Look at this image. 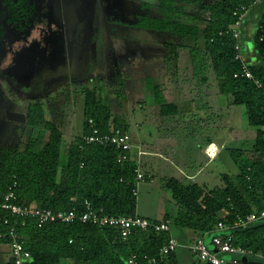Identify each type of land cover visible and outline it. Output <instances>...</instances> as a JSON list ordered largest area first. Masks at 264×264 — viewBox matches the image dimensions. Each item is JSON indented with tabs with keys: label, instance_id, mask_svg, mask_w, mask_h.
Segmentation results:
<instances>
[{
	"label": "trees",
	"instance_id": "trees-1",
	"mask_svg": "<svg viewBox=\"0 0 264 264\" xmlns=\"http://www.w3.org/2000/svg\"><path fill=\"white\" fill-rule=\"evenodd\" d=\"M255 1L217 0L214 4L200 5L201 11L207 15L202 30L195 24L180 20L191 0H159L155 5L143 3L141 8L148 14L139 17L135 26L196 41L203 39V49L196 47L191 50L194 78L206 76L210 70L219 84L220 93L228 96L230 106L244 107L250 127L257 130L250 152L227 150L239 171L236 183L229 176H224L223 187L206 191L197 185L185 186L175 179L166 180L177 214L174 218L166 216L164 221L194 232L198 239L206 241L205 238L209 237L206 241L209 245L213 237L233 235L234 246L264 256V222L243 230L216 231L220 223L231 227L238 218L264 211V42H260L264 15L252 41L254 62L246 57L242 38L240 40L244 63L254 80L234 77L242 74L243 66L236 59L238 42L230 32L237 21L234 11ZM167 49L177 50L174 46ZM153 94L162 117L177 115V107L165 103L160 88L154 87ZM80 95L83 97L84 132L81 138L68 146L59 127L47 119L43 100L29 104L24 126L31 131L27 133L26 143L0 148V204L8 187L16 183L19 205L54 212L77 210L82 214L84 203L88 201L94 210H102L108 216H137L135 161L120 165V152L115 147L82 143L83 136L89 134L91 120L103 131L110 126L121 128L126 133L127 129L112 117L105 99L96 91L85 89ZM0 216L7 218L2 211ZM11 225L16 226V232L30 253L27 264H62L64 261L72 264H128L133 255L139 260L144 257L160 260V250L170 239L167 233L136 230L123 241L112 228L78 221L46 226L28 221L22 226L20 222L11 220ZM7 228L0 223V232ZM220 256L226 260L231 258L227 254ZM164 264H178L175 253L166 257ZM240 264H264V259L248 257Z\"/></svg>",
	"mask_w": 264,
	"mask_h": 264
},
{
	"label": "crops",
	"instance_id": "crops-1",
	"mask_svg": "<svg viewBox=\"0 0 264 264\" xmlns=\"http://www.w3.org/2000/svg\"><path fill=\"white\" fill-rule=\"evenodd\" d=\"M263 15L264 4L257 6L246 16L242 28L243 44L254 40L257 26ZM136 22L137 20H117L113 22L111 25L113 29L110 30L112 33H110L111 39H107L109 45L106 47L111 52V55L119 59L122 58L121 56L126 50L125 57L130 56L127 61V73L122 72V70L113 69L109 80H107L102 70L103 66H101L99 69L96 67L89 69L90 73L94 75L91 79L85 71L86 77L84 78L81 76L84 63V61L81 62V53H76V58H73L71 54L68 55L67 72L73 74L72 79L76 80V82L80 78H83L84 81L90 80L94 85V88L90 90L96 91L98 96L101 95L103 99L107 100V105L110 103L109 99L111 95L110 93H105L104 86L106 83L107 85L110 83V87L115 84L118 88H122L125 92L124 97L126 100L121 105L122 113L120 115L124 113H132L134 115L135 107L143 111L142 125L139 127L140 138L135 134H132L135 137L129 134L130 130H128L124 120L120 121V125L122 128L127 129L130 139H136L134 141L131 140L134 147L132 159L138 160V152L143 153V156L140 157L141 168L148 176V180L139 186V188L141 187L140 193L142 191L143 193L153 192L154 185L161 183L160 186L164 190L161 192L163 199L160 202H167L171 205L169 208H160V213L158 214L160 220L158 221L150 220L149 215L144 214L138 208L137 216L151 222H160L166 216L174 218L177 214L172 193L166 188V180L175 179L185 186L197 185L206 191L223 187V177L229 176L228 173L225 171H213L209 168L224 153H228V111L230 102L228 96L220 93L219 84L210 70L209 73L212 76L206 75L194 78L192 67L193 51L191 50L197 47L196 40L178 36L174 40L169 41L168 37L164 36V34L168 33L140 29L135 26ZM93 37L95 35H91L89 39L92 38L95 44L99 43L96 37L95 40ZM158 38L161 40L166 39V46H163V44L159 45L157 43ZM191 39L195 42H191ZM183 41L186 42L182 44ZM89 42V44H94L92 41ZM100 44H103V42ZM74 45L76 47L79 46L76 42ZM168 46H174L177 50L174 52L169 51L167 49ZM123 47H125L124 50ZM165 48L167 50H164ZM246 49L247 45H245ZM78 51H80L79 48ZM245 55L247 58H250L251 63L255 61L253 50L247 49ZM73 63L78 66L81 65V67L77 66L73 69V67H70ZM72 83L74 84L75 82ZM154 87L161 89L166 104H172L177 107V115L170 117L161 116L160 105L155 102L153 94ZM79 98L82 100L81 120L79 121L75 116L73 117L74 120L76 119L75 122H72L70 119L72 123L70 128H72L73 133L76 131V135L68 136L61 129L64 138L69 139L70 143L68 145L73 143L77 138H81L84 132V119L82 117L83 97L80 96ZM47 107L48 103H44L46 116ZM112 112L113 109L111 111L112 116L120 120L116 116L119 114ZM21 113L25 114L24 111ZM13 128L14 130L11 129V131H19V129H16L17 127ZM12 133L10 132L9 135L12 136ZM185 138L191 139L189 147H184L180 141ZM213 146L217 148L215 156L209 153V150ZM251 150L242 149V151L247 152ZM232 163L234 164L233 161ZM236 172V175L233 177L229 176L234 183H236L239 174L238 169ZM156 178L159 182L155 184ZM184 230V237L190 239V244H186L184 247L191 251V246L198 239V236L192 231ZM171 237L174 238L172 232ZM205 239L208 241L209 237ZM175 240L177 241V239ZM9 256H11L10 253ZM195 259L197 264H202L197 257ZM230 259L228 258V261ZM8 260L10 264L11 257ZM6 262V257L0 249V264H6ZM66 263L72 264L69 261L62 262V264Z\"/></svg>",
	"mask_w": 264,
	"mask_h": 264
},
{
	"label": "flooded vegetation",
	"instance_id": "flooded-vegetation-1",
	"mask_svg": "<svg viewBox=\"0 0 264 264\" xmlns=\"http://www.w3.org/2000/svg\"><path fill=\"white\" fill-rule=\"evenodd\" d=\"M114 2L115 0H0V128L3 122L8 121L7 112L23 114L20 110L12 109L10 101L19 102L22 93L30 92L35 86L47 87L51 78L46 80L44 76L53 70L58 73L59 67L67 69L69 54L76 58V53H81V62L87 61L90 65L95 63L93 68L103 66L102 70L109 80L114 66L109 64L111 58L108 60L107 48L112 23L120 18L129 21L143 16L141 14L133 19L130 13L127 16L131 19L125 18L127 16L122 11L124 8L126 13L127 10L130 11L127 5L131 7V3L126 5L122 2L120 13L118 11L117 15L114 14L117 16L116 20L103 18L102 22L95 23L88 15V11L94 10L98 16L99 8L101 11L106 9L108 16L113 15V11L117 10L112 6ZM82 27L85 28L82 30ZM91 35L97 36L98 42L102 40L100 43L105 41L107 47L100 51L92 46L87 51L86 42H89ZM75 42L78 47L74 45ZM125 52L126 50L124 54ZM20 87H26L27 91H21ZM5 89H9L8 94ZM13 96L16 100L9 99ZM32 100L30 98L28 101L25 116ZM4 256L6 264H9L11 256L8 253Z\"/></svg>",
	"mask_w": 264,
	"mask_h": 264
},
{
	"label": "rangeland",
	"instance_id": "rangeland-1",
	"mask_svg": "<svg viewBox=\"0 0 264 264\" xmlns=\"http://www.w3.org/2000/svg\"><path fill=\"white\" fill-rule=\"evenodd\" d=\"M216 1L217 0H191V4L188 6H185L186 7L184 9L185 16L183 15L184 17L180 19L181 22H184L187 24L188 23L195 24L199 26L200 29L202 30L204 27V23L207 20V15L201 11L200 5L214 4ZM121 2L125 3L126 5L131 3V7L127 5L128 8H130L131 12L127 10L128 12L126 13V10L124 8L123 9L124 11H122V13L125 14L126 16L131 13V17L134 19L135 17L137 18V16H141V14L142 15L148 14L147 10H143L141 8V5L143 3L146 2V4L155 5V4H158L159 0H118V2L115 0L112 6L116 7L117 10L113 11V15L108 16L105 13L106 9L101 11L100 8L98 9V16H97V13L94 12V10L88 11V15L91 16V18L93 19V21H95V23L102 22L103 20H107V19L116 20L115 17L117 16L115 15L118 14V11L120 13L119 9L121 8L120 6ZM125 18H129V17L127 16ZM84 28L82 27V30ZM100 29H96V30H100ZM164 36L166 38L168 37L169 41L174 40L176 37H178L177 35H168V34H164ZM93 38L95 40V37ZM96 40H97V36H96ZM89 41H92V43H94L92 38L89 39ZM100 41L99 43H96V44L95 43L89 44L90 42L87 43L85 41L87 44L86 45L87 51H90L92 46H93V49H96V50H98V48L100 51L101 49H104L106 46L105 41L103 44H100ZM157 41L159 45L163 44V46L164 45L166 46V39L161 40L158 38ZM186 41H183L182 44L185 43ZM190 41L193 43L195 42L192 39ZM196 43L199 49L204 48L203 39L201 38L198 39ZM245 45H247V49H249L250 51L253 49L252 41H248L244 43L243 50L244 52L245 51L247 52V49L245 50ZM164 50H167V49L165 48ZM108 56H109L108 60L109 58H111V61H109V64L110 65L114 64V66H112L114 70L116 69L122 70V72L127 73L126 72L127 61L130 56L125 57V55H123L122 58L117 59L114 55H111V52H109ZM106 64H108V61ZM92 65H95V63ZM92 65H90L89 62L84 61L82 74H81L82 77L84 78L86 77L85 71L87 72V76L90 77V79L92 78V76H94L93 74L90 73V70H89V69H93ZM77 66L78 65H75L73 63L72 66L70 67H73V69H75V67ZM78 67H81V65ZM58 70H59L58 73L56 70H53L51 72H48L44 76L46 80L51 78L48 81L47 87L40 88L39 86H35L33 87L31 91L29 90L30 92L25 90L26 87H20L19 89H21V91H27L26 94L22 93V95L20 96L21 99L19 102L10 101L9 105L12 109L14 110L17 109L23 112L25 111V108L27 107V104H28V101H30V98L33 99L32 101H34V99L35 100L41 99L43 100V103H48V107L46 108L47 119L50 120L52 123L56 124L59 127L60 131L63 130L65 134H68V136H74L76 135L75 134L76 131H74V133L72 132L73 130L72 128H70V125H72V123L70 122V119L72 122L73 121L75 122L76 119L74 120L73 118L75 116V118L79 119V121L81 120L82 100L79 98L81 96L80 93L86 88L93 89L94 85L90 80L84 81L83 78H80V80L76 82V80L72 79L73 74H69V72H67V69L63 70L62 68L59 67ZM92 71L94 72V70ZM208 76L210 77L212 76V74L210 75V73L208 72ZM72 82H75V83L73 84ZM35 88H38L37 91L35 90ZM104 88H105V93H108V94L110 93L111 95L109 99L110 103L108 104L110 111H112L113 109L112 113L119 114L116 116L120 118L119 121L124 120L125 124L127 125L128 130H130L129 134L131 136L132 134H135L140 138L141 135L139 133V129H140L139 127H141L142 125L143 111L135 107L134 115L132 113H124L120 115L122 113L121 105L126 100L124 97L125 92L123 91L122 88L120 87L118 88L117 86H115V84L114 86L110 87V83L108 85L106 83ZM4 91L6 94L9 93V89H5ZM14 98L15 96L10 97L9 99L14 100ZM105 101L107 103V100ZM228 120H229L228 122L229 149L242 150L245 148L246 150H251L253 148V145L256 139L257 130L253 127H250L247 116H246L245 108L229 106ZM13 127H17L16 129L17 130L19 129V131L18 132L11 131V129L14 130ZM29 131L31 130L29 128H26L24 124H19V123L10 122V121L3 122L0 128V148H2L3 146L11 147V146H17L19 143H23V144L26 143L27 141L26 138L28 136L27 133ZM10 132L11 133L13 132L12 136L9 135ZM8 136L10 137L8 138ZM132 137H135V136H132ZM65 140H66V146H67L70 142L68 138H66ZM131 140L134 141L136 139L133 138ZM180 141L182 142V145L184 147H189L191 145V139L189 138L181 139ZM228 162H230L229 165H227ZM209 169L213 171H225L228 173L230 177H233L237 173L236 172L237 168L232 163L230 155L227 152L224 153L216 161V163H214ZM158 182L159 180L156 178L155 184ZM160 184L161 183L154 185L155 186L154 191L150 193H143V191L140 193L141 187L139 188V191H138L137 208L138 210L142 211L144 214H148L150 220L152 221L160 220L159 218L160 216H158V214L160 213L161 207H167V208L171 207V205L168 204L167 202H163V201L160 202V200L163 199V195L161 194V192L164 190L163 188H161ZM144 217H147V216H144ZM171 229H172L171 231H172L173 237L177 239L179 243V248L177 249V252H176L178 264H197V261L195 259L196 257L192 254V252L188 248L184 247V245L190 244V239L188 237H184L183 232L185 230L175 225H172ZM0 249L3 251L4 254L10 253L11 255V251L8 245L0 243Z\"/></svg>",
	"mask_w": 264,
	"mask_h": 264
},
{
	"label": "built area",
	"instance_id": "built-area-1",
	"mask_svg": "<svg viewBox=\"0 0 264 264\" xmlns=\"http://www.w3.org/2000/svg\"><path fill=\"white\" fill-rule=\"evenodd\" d=\"M263 2L264 0H256L250 6L237 8L233 13V16L237 19V21L231 27L230 32L233 35V38L238 42L236 45V51L238 52L236 59L241 61L243 66L242 74H236L234 76L236 79L246 78L248 80H254L252 73L248 70V67L244 63L240 40L242 38V28L246 16ZM260 31V42H264V27H261ZM257 85L260 86L259 83ZM82 143L85 145L115 147L120 152L118 158V163L120 165H124L125 163L133 160V144L128 134L121 128H113L110 126L108 130L103 131L97 128L91 120L89 121V134L83 136ZM138 156V160H134L136 164L135 196L138 195L139 186L146 183L148 180V176L141 168L140 157L143 156V153L138 152ZM16 188V183L10 185L7 192L3 196L2 203L0 204V211L7 214V218L0 216V223L8 227L4 232H0V243L9 246L12 264H27L31 256L25 249L22 237L16 232V226L11 225V220H15L16 223L20 222L22 226H25L28 221H35L39 226H46L48 224L55 223L72 224L78 221L82 224L112 228L118 232L119 238L123 241H126L136 230L145 232L152 230L156 233H167L170 235L169 241L160 250V260L155 258L149 259L148 257H144L143 260H139L137 256L133 255L128 261V264H164L166 257L174 254L179 248L177 241L171 237V221L163 220L156 223L138 216L129 218L122 216H108L104 214L102 210L99 212L94 210L88 201H85L84 203L85 211L82 214L78 213L77 210L70 212H54L52 210L41 209L39 207L19 205L17 203ZM262 222H264V211L253 213L247 218H238L231 225V227L226 226L224 223H220L216 227V231L224 233L228 230H243ZM233 241V235L213 237L210 245L207 244L204 239H198L196 244L191 247V251L198 257L202 264H240L241 261L254 256L264 259V256L257 255L250 249L234 246ZM225 254L231 256L229 261L220 256Z\"/></svg>",
	"mask_w": 264,
	"mask_h": 264
},
{
	"label": "water",
	"instance_id": "water-1",
	"mask_svg": "<svg viewBox=\"0 0 264 264\" xmlns=\"http://www.w3.org/2000/svg\"><path fill=\"white\" fill-rule=\"evenodd\" d=\"M7 119L10 122H15V123H19V124H25L26 123V116L24 114L7 112Z\"/></svg>",
	"mask_w": 264,
	"mask_h": 264
},
{
	"label": "bare ground",
	"instance_id": "bare-ground-1",
	"mask_svg": "<svg viewBox=\"0 0 264 264\" xmlns=\"http://www.w3.org/2000/svg\"><path fill=\"white\" fill-rule=\"evenodd\" d=\"M217 152V148L215 146H213L210 150H209V153L212 155V156H215V153Z\"/></svg>",
	"mask_w": 264,
	"mask_h": 264
}]
</instances>
